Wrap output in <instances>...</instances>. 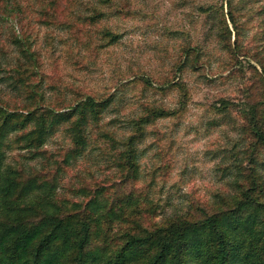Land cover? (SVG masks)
<instances>
[{"label":"rangeland","instance_id":"rangeland-1","mask_svg":"<svg viewBox=\"0 0 264 264\" xmlns=\"http://www.w3.org/2000/svg\"><path fill=\"white\" fill-rule=\"evenodd\" d=\"M253 99L264 0H0L10 200L29 222L87 223L89 250L238 212L253 177L264 203V148L254 155L241 112ZM31 181L47 186L23 193ZM11 216L0 197V222Z\"/></svg>","mask_w":264,"mask_h":264},{"label":"trees","instance_id":"trees-1","mask_svg":"<svg viewBox=\"0 0 264 264\" xmlns=\"http://www.w3.org/2000/svg\"><path fill=\"white\" fill-rule=\"evenodd\" d=\"M230 18L236 24L232 13ZM88 100L97 105L95 99ZM241 112L255 155L264 148V99L243 104ZM13 176L11 171H0V197L12 215L10 221L0 222V264H264V203L255 197L259 187L255 177L243 192L238 212L178 221L153 236L128 234L125 245L110 256L101 248L88 249L90 227L75 222L74 216L47 214L39 221H27L33 209H15L10 200L20 186ZM46 186L31 181L23 193ZM201 212L206 211L201 208Z\"/></svg>","mask_w":264,"mask_h":264}]
</instances>
